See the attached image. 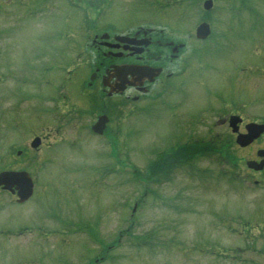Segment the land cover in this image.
<instances>
[{"label": "rangeland", "instance_id": "374dc122", "mask_svg": "<svg viewBox=\"0 0 264 264\" xmlns=\"http://www.w3.org/2000/svg\"><path fill=\"white\" fill-rule=\"evenodd\" d=\"M69 1L73 2V0ZM149 1L144 0L145 4H141L139 0H113L112 4L109 5V10H103L104 0H74L75 3L81 4L74 9H70L65 2L62 4V2L51 0L50 5L44 6L40 15H37L32 22L23 20L18 23L15 38L8 34V23L19 20L20 16L12 10L13 6L7 7L2 12L4 22H0V53L12 57L20 74L15 75V80L8 81L6 86L14 81L17 87L23 89V91L18 90L23 95H30L36 91V85L41 83L35 81L34 85L30 80L34 76L30 65L35 63L37 59L40 73L42 70L44 71L40 76H44L45 79L48 78L51 84L50 91L49 87L39 88L37 106H45L44 93L47 91L55 101L62 103L59 99L63 94H70V91L57 89L58 80L61 76H66L64 80L66 87L73 82L78 83L80 76L79 74L78 78L76 77L78 70L80 73L81 70L86 71L87 67L83 68V64L86 59L95 54L93 49L80 48V45L83 40L91 37L93 31L104 28L106 22L114 24L117 27L116 30L124 31L125 26L137 20L139 22L144 20L143 18L151 17L148 26L156 27L157 24L166 23L171 28L173 26L178 30V33L173 32L172 34L173 37H176L183 32L182 29L189 30L194 23L201 19V12H197L196 6L199 8L200 5L201 8L203 0H158L161 4L157 2L153 6L148 4ZM40 3L41 0H34V4L39 5ZM85 3L93 6L98 5L97 13H93L89 8L84 9ZM192 3L195 6L193 9ZM161 5L163 6L161 7ZM105 16L108 18H104ZM184 18L185 20L182 21L181 19ZM84 19L93 21V31L84 27ZM216 20L220 21V17ZM217 21L213 23L212 37L208 42L199 44L203 47L202 56L206 59L209 69L218 67L219 58L222 54H225L224 59L227 60L229 57H235L243 49L236 41L235 28H232V32L229 24L224 25L225 27L228 26L226 28H219ZM224 30L225 33H223ZM58 32L63 35L61 38L56 36ZM38 34L41 35L39 39L35 38ZM255 45L259 46L257 55L263 58L259 53L260 51L264 52V40L257 44L251 43V50L244 58L247 62L245 64L256 69V76H252L253 85L264 81V71L261 70L264 68L262 65L264 61H249ZM42 48H45L46 53L50 55H41ZM78 50H80L79 53ZM78 54L81 56L82 62L68 70L66 69L67 71H61L59 64H62V61L69 63L78 57ZM182 60L187 61V56H183ZM189 62L193 67L205 66L203 61L189 60ZM43 63L46 65V69L41 67ZM18 77L25 78L28 83L19 82ZM6 79H10V77ZM175 83L177 87L170 92L171 100L165 104L161 105L159 100L151 102L144 100L142 102L144 112L138 114L134 104L125 106V109L134 107L133 112L136 114L133 115L135 117L133 121L136 122L133 131L138 130L140 133H130L129 140H126L127 143H130L131 153L125 148L126 143H120L119 152L116 153L117 156H120L118 159L114 156L115 152L113 154L115 144L112 142L109 143L108 148L112 152V157L106 154L108 150L107 134L99 139H94V136L85 132L83 126L87 123L89 116L80 118L79 126L81 128L66 126L67 141L80 140L77 148L62 145L60 148L50 151L48 153L50 160H56L49 165L46 161L45 169L39 173L38 177L40 182L50 180L49 188L63 186L60 188L62 191L61 198L68 197L72 201L73 198H78L74 206L75 208L78 207L77 209L72 208V205L64 211L71 218H74L75 211L80 210L82 217L78 218L77 221H80L81 224H77L75 231L70 230L71 235L62 234L58 236L52 234L48 229H44L46 235L44 232H38V234L43 235L41 236L43 239H37L36 235L10 236V231L15 230L16 225H22L17 226L16 229L19 231L26 224H29V228L33 224L37 227L40 226L41 222L37 218L33 222L31 208L39 209L42 215H49L58 209L59 197L54 194V187H52L51 191H37L35 198L26 205H11L9 203V207L5 210L0 209V264H85L87 260L94 259L91 256L100 241L107 244L115 240L114 231L125 226L124 218L132 195L136 194L140 186L145 183L143 180L138 181L135 178L137 175H134V173L139 174L140 172L141 176L146 167L145 157L141 156V153L146 155L164 145L170 146L178 137V126L182 120L189 116H193L194 120L202 118L203 115L200 114L204 108H206L205 113L209 110L210 114L212 110L219 107L221 99L231 97V92L234 91L230 76L224 74V70L196 71L175 79ZM5 94L12 99L16 92L8 90ZM259 100V105L264 106V95H259ZM55 101L51 100L49 103V106L53 107L52 112L44 116L48 122L47 125H51L49 121L60 118L64 112L68 113V109H71L69 103L66 107L64 105L58 107ZM228 101L229 99H226V102ZM8 103L7 100L3 102L4 106L6 105L7 113L9 112L8 107H12ZM134 103H139V101ZM22 105L24 110L19 115L35 117L33 112L37 113L35 110L37 106L27 110L28 106H34V103L26 101ZM243 106L245 113L255 109L248 100H243ZM12 110L14 111V108ZM112 113L113 119L116 120L117 113L115 111ZM39 115L41 116L38 117L39 119L34 118L35 124L33 126L38 125L37 123L44 119L41 110H39ZM259 115L261 114L259 113ZM70 116L73 117L74 114ZM122 118L120 122H122ZM72 121L76 123V119ZM137 125L138 128H136ZM116 128L118 130L120 125ZM24 129V133H27V130L31 128L28 129L26 126ZM208 129L211 133L216 131L210 126L197 125L193 130L195 138H199L197 135H202L204 132L207 133ZM82 130L91 138L83 137ZM21 136L26 135L21 134ZM225 136L231 140L229 134L226 133ZM123 140L125 141V139ZM136 144H139L141 153ZM188 146L194 149V146ZM247 149H240L231 144V141L229 142V150L235 151L233 153L229 151V153L238 156V159L239 156L250 154ZM95 151L96 156H94ZM76 153H83L90 161L92 159L97 160L90 164L92 165L91 170L86 164L78 165L85 169L83 174L88 171L91 172L85 177V181L81 178L76 181V184L68 183L70 185L68 186L64 182L67 173L62 170L59 171V169L62 161H66V165L70 166L69 157H74ZM206 153L207 151L204 152V154ZM208 155L207 153L205 156ZM152 156L154 154L149 158ZM174 158L173 155L170 163ZM208 159L199 162L197 165L218 167V155L209 156ZM105 165L107 167L112 166L111 170H105ZM164 165L167 164L163 163ZM226 167L232 168L229 164H226ZM236 169L239 173L241 172L240 174L251 175L245 166L241 165V161H238ZM34 174L36 175V172ZM218 175L219 171L216 172L210 167L192 168L190 171L191 184L186 186L185 183L190 181L189 176L186 171L179 169L175 170L169 179L162 180L160 183L158 182L159 184H153L148 203L136 213L138 220L134 227H130V234L122 237V244L113 250L108 261L104 260L98 264H264V226L262 230L258 227L260 224L264 225V207L261 204L264 202V186L257 187L252 182L249 183L246 175L240 177L243 182L242 185L234 182L226 183L224 181L225 176L221 175L220 180ZM54 180L57 181L54 182ZM59 181L64 182V185ZM210 183L211 185L208 186ZM177 185H180L179 190L182 195L177 202L168 201L166 197L159 194L163 193L172 197L178 187ZM88 197H91L89 199L91 202H87ZM252 208H256V212ZM26 215H29V218L24 220ZM92 219L97 220L89 224ZM58 220V217H54L48 223L45 221L46 227L53 230L60 224ZM102 225H105V231ZM86 226H89L91 232L97 236L89 233L85 229ZM242 226H244L243 229ZM7 229L10 230L9 233L6 232ZM257 230L260 233L257 234ZM253 234L257 236H253ZM91 240L96 241V245L92 244ZM225 246L234 247L235 251L229 254L224 249Z\"/></svg>", "mask_w": 264, "mask_h": 264}, {"label": "flooded vegetation", "instance_id": "af4514ba", "mask_svg": "<svg viewBox=\"0 0 264 264\" xmlns=\"http://www.w3.org/2000/svg\"><path fill=\"white\" fill-rule=\"evenodd\" d=\"M5 1H6V4H9V1H12V0H5ZM137 31H139V30L135 29L134 32L132 34H130L129 36L132 38L134 37L135 39H141V41H142L141 43H144L143 41H147V43H153V40H148L149 37L146 35V33H144V30H142L141 33L136 34ZM148 35L151 37V33H149ZM109 43L110 44L116 43V41L110 39ZM120 46H124V44H120ZM145 50H146L145 55L147 57H149V52H148L149 47H146Z\"/></svg>", "mask_w": 264, "mask_h": 264}, {"label": "water", "instance_id": "95a60500", "mask_svg": "<svg viewBox=\"0 0 264 264\" xmlns=\"http://www.w3.org/2000/svg\"><path fill=\"white\" fill-rule=\"evenodd\" d=\"M0 178H1V175H0ZM7 178H9V179H11V178H13V176H11V175H8V177ZM23 194V193H22Z\"/></svg>", "mask_w": 264, "mask_h": 264}]
</instances>
